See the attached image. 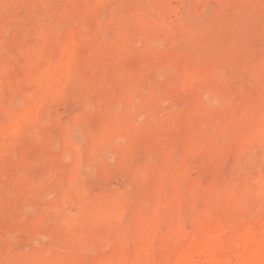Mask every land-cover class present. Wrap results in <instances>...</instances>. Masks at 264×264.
Returning <instances> with one entry per match:
<instances>
[{"label": "rangeland", "instance_id": "rangeland-1", "mask_svg": "<svg viewBox=\"0 0 264 264\" xmlns=\"http://www.w3.org/2000/svg\"><path fill=\"white\" fill-rule=\"evenodd\" d=\"M263 238L264 0H0V264H264Z\"/></svg>", "mask_w": 264, "mask_h": 264}, {"label": "bare ground", "instance_id": "bare-ground-1", "mask_svg": "<svg viewBox=\"0 0 264 264\" xmlns=\"http://www.w3.org/2000/svg\"><path fill=\"white\" fill-rule=\"evenodd\" d=\"M263 239H264V238H263ZM197 259H198V258H197ZM195 260H196V259H195ZM195 260H194V261H195ZM251 260H252V259H251Z\"/></svg>", "mask_w": 264, "mask_h": 264}]
</instances>
